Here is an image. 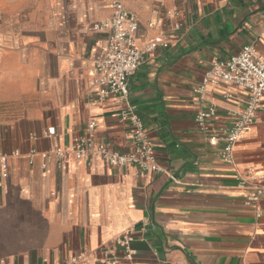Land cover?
Masks as SVG:
<instances>
[{
  "label": "crops",
  "instance_id": "1",
  "mask_svg": "<svg viewBox=\"0 0 264 264\" xmlns=\"http://www.w3.org/2000/svg\"><path fill=\"white\" fill-rule=\"evenodd\" d=\"M60 1L32 41L15 0H0V264H99L130 228L133 264H264V101L228 163L209 137L247 93L224 81L196 91L216 60L246 45L264 57V0H121L139 17V47L157 35L169 43L129 79L162 168L143 175L99 158L59 167L54 148L91 121L97 141L131 151L116 99L97 100L89 73L107 40L92 25L112 15L109 0ZM210 107L203 129L195 115Z\"/></svg>",
  "mask_w": 264,
  "mask_h": 264
},
{
  "label": "built area",
  "instance_id": "2",
  "mask_svg": "<svg viewBox=\"0 0 264 264\" xmlns=\"http://www.w3.org/2000/svg\"><path fill=\"white\" fill-rule=\"evenodd\" d=\"M112 15L92 25V30L107 35L105 45L94 57L90 76L97 87L96 98L105 101L114 97L118 103L117 114L120 122L129 125V141L131 151L123 152L110 143L97 141L93 135L95 121L88 124L87 133L81 135L69 146H57L54 153L58 158L59 167L67 165L70 158L86 163L99 158L113 167H136L140 174L161 171L156 157L155 144L152 141L144 121L133 106L129 105V79L136 73L144 60V53L155 51L160 47H168V41L157 35L143 49L137 44V34L140 28L139 17L128 10L121 0H109ZM221 81L232 83L247 93L244 107L236 113L232 123L218 134L209 137L212 145L223 143L219 156L228 163H234V148L248 127L256 118L257 111L264 101V57L254 46L246 45L237 54L227 59L216 60L206 73L202 85L196 91L202 93L206 85ZM216 114L215 107L200 110L195 115L201 128H207L208 120ZM55 133L54 128H48V134ZM7 155L0 153V162L6 163ZM173 182L179 179L169 171H165ZM246 181H241L245 185ZM262 188L257 187L250 197L252 201L259 200ZM136 230L130 228L115 239L116 248L107 251V255L99 264H133ZM120 251V252H119Z\"/></svg>",
  "mask_w": 264,
  "mask_h": 264
},
{
  "label": "rangeland",
  "instance_id": "3",
  "mask_svg": "<svg viewBox=\"0 0 264 264\" xmlns=\"http://www.w3.org/2000/svg\"><path fill=\"white\" fill-rule=\"evenodd\" d=\"M60 3V0H15L14 21L28 31L25 33L32 41H38L40 33L45 29L50 30L56 7Z\"/></svg>",
  "mask_w": 264,
  "mask_h": 264
}]
</instances>
